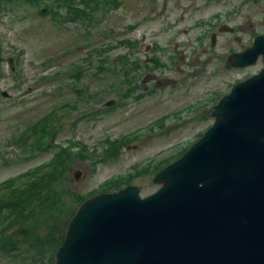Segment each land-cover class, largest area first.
<instances>
[{
	"label": "rangeland",
	"instance_id": "1",
	"mask_svg": "<svg viewBox=\"0 0 264 264\" xmlns=\"http://www.w3.org/2000/svg\"><path fill=\"white\" fill-rule=\"evenodd\" d=\"M112 1L116 5L101 7L92 27V19L83 25L53 20L43 4L18 2L13 12L0 14V185L48 165L66 149L83 152L71 157L74 192L97 196L132 176L130 185L150 196L160 185L153 180L157 173L147 172L167 166L161 162L197 141L214 123L208 111L262 66L228 70L224 57L250 47L264 32V0ZM122 68L129 70L125 77ZM146 72L178 84L157 89L142 82ZM119 96L127 100L123 108ZM111 100L116 104L106 111ZM51 120L50 149L36 145L33 135L20 143ZM117 141L126 144L114 156ZM20 262L0 251V264Z\"/></svg>",
	"mask_w": 264,
	"mask_h": 264
},
{
	"label": "water",
	"instance_id": "2",
	"mask_svg": "<svg viewBox=\"0 0 264 264\" xmlns=\"http://www.w3.org/2000/svg\"><path fill=\"white\" fill-rule=\"evenodd\" d=\"M260 57L264 35L226 69ZM209 116L204 136L155 176L157 192L142 198L131 185L85 201L55 264H264V67Z\"/></svg>",
	"mask_w": 264,
	"mask_h": 264
},
{
	"label": "trees",
	"instance_id": "3",
	"mask_svg": "<svg viewBox=\"0 0 264 264\" xmlns=\"http://www.w3.org/2000/svg\"><path fill=\"white\" fill-rule=\"evenodd\" d=\"M18 2H28L36 8L43 4L48 16L53 20L62 18L65 23L73 20L83 25L92 19L93 23H88L90 27L95 25V14L100 11L101 7L107 8L111 6V3L116 5L112 0H0V10L13 12ZM9 4H12L11 8H7ZM55 5L66 8V16L61 15L60 11H55ZM89 54L94 56L92 53ZM3 64L4 57L0 51V75ZM50 122L52 125L42 122L38 129L26 135L20 143H27L33 135L37 138L36 145L50 149L47 143L52 137L55 121ZM209 127L201 132L197 139L202 137ZM117 143L119 145L113 143L115 145L114 156H118L120 149L126 144L121 141ZM185 151L168 157L161 164L169 165L180 158ZM82 154L81 151L76 155L70 150L61 149L56 152L48 165L0 185V251L4 256L21 257L20 264H55L56 253L65 240L72 218L80 206L94 196L74 192L70 186L68 171L72 161L71 157H82ZM110 154L109 149L105 150V156ZM165 167L161 165L158 171L152 168L147 174L158 173ZM131 181H133L132 176L130 179L115 182L108 191L103 193L120 190L129 186ZM42 225H44L43 233L36 234L35 229ZM18 238L21 239L17 241Z\"/></svg>",
	"mask_w": 264,
	"mask_h": 264
},
{
	"label": "flooded vegetation",
	"instance_id": "4",
	"mask_svg": "<svg viewBox=\"0 0 264 264\" xmlns=\"http://www.w3.org/2000/svg\"><path fill=\"white\" fill-rule=\"evenodd\" d=\"M221 29H222V30H226V31H228L225 25H223ZM230 30H231V28H230ZM232 30H233V29H232ZM220 31H221V30H220ZM262 34H264V32H263ZM213 35L216 37V34H213ZM215 41H216V38H215ZM251 45H252V42H251ZM251 45H250V46H251ZM247 48H248V47H247ZM247 48L243 49V50L240 51V52H243V51L246 50ZM232 53H234V51H233ZM259 64H260V60H259V62H258L257 65H259ZM257 65H256V66H257ZM254 67H255V66H254ZM249 68H251V67H249ZM249 68H245V69H234V70H236V71H238V70H247V69H249ZM246 78H247V77H246ZM246 78H245V79H246Z\"/></svg>",
	"mask_w": 264,
	"mask_h": 264
}]
</instances>
